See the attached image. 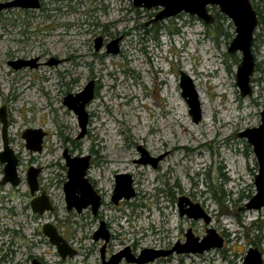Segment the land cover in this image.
Masks as SVG:
<instances>
[{"label":"rangeland","instance_id":"obj_1","mask_svg":"<svg viewBox=\"0 0 264 264\" xmlns=\"http://www.w3.org/2000/svg\"><path fill=\"white\" fill-rule=\"evenodd\" d=\"M7 1L12 0L0 3ZM250 3L263 23L254 32L255 70L246 97L235 83L241 54L227 52L234 27L215 7L211 25L181 13L155 29L144 24L161 8L134 9L132 0H42L37 11L0 13V108L7 112L9 147L22 179L17 189L0 188V247H12L4 264H27L30 256L44 264H100L103 241L92 237L101 222L109 234L106 259L125 248L135 256L144 249L167 250L183 243L188 229L199 240L213 229L223 239L221 249L172 254L148 264H242L257 241L264 261V208L243 209L256 193L258 166L252 147L237 136L260 125L264 108V0ZM99 35L106 41L124 35L119 53L102 50L94 56ZM34 58L63 63L17 71L8 65ZM180 71L200 92L198 124L181 98ZM90 80L96 82L95 97L86 106V135L77 139V118L63 99ZM26 129L47 133L40 153L26 150L21 138ZM1 142L0 123V148ZM138 148L150 158L161 157L155 169L134 162L141 158ZM64 150L71 157L90 156L86 178L101 197L95 216L89 208L80 214L66 210ZM29 167L41 169L36 195L48 196L52 212L31 211ZM117 174L130 176L135 196L114 205ZM156 189L163 191L159 199ZM181 197L198 204L209 223L180 217ZM47 223L76 256L61 260L42 234Z\"/></svg>","mask_w":264,"mask_h":264},{"label":"water","instance_id":"obj_2","mask_svg":"<svg viewBox=\"0 0 264 264\" xmlns=\"http://www.w3.org/2000/svg\"><path fill=\"white\" fill-rule=\"evenodd\" d=\"M69 1V0H62ZM37 0H14L9 3H0V11L5 8L19 7L23 9L37 8ZM132 5L136 9L161 8V11L155 16L152 22L169 19L181 13L194 16L206 25L213 23V18L208 12V8L215 7L220 15L227 18L234 27V37L232 38L227 52L233 54L240 52L241 60L236 70V86L241 97L250 96V78L255 70V61L251 52L254 39V32L258 26V17L253 9L250 0H132ZM101 38L95 40L94 49L99 51L101 48ZM117 40H113L106 46L107 54L117 53ZM35 60L32 61H14L9 65L15 69L25 67H34ZM60 61L52 59L49 65H56ZM93 82H88L84 89L76 94H68L63 99V105L71 111L77 118L79 134L77 139H82L86 135L88 125V113L86 106L94 98ZM179 87L181 98L188 107V114L194 124L202 120L200 100L195 90L191 78L180 71ZM1 140L2 149L0 150V164L3 165V178L1 185L10 184L17 187L20 184V178L17 173L18 158L13 153L7 141V119L4 108H0ZM46 134L41 129H26L22 132L21 138L25 141V148L31 153H40L42 151V142ZM241 139H246L247 144L252 147L255 156L258 172L254 177V186L256 193L245 204L244 210H259L264 208V108L260 112V125L256 128L246 129L237 135ZM146 152L141 151V159L138 161L144 165L156 167L161 157L147 158ZM62 157L64 166L67 169V181L63 186L66 210H74L80 214L83 210L90 208L92 215H96L100 208V196L95 192L86 178V172L89 168V156L71 157L67 150H64ZM40 169L29 167L26 173V183L29 193L33 197L30 201V209L34 214L43 215L46 212H52L53 206L48 196L43 192L36 195L39 190L38 175ZM134 197L132 182L129 175L118 174L115 176V187L112 194V202L118 204L121 200H130ZM190 208L185 209L184 204ZM179 216H186L191 220L203 219L205 224L209 223L198 204L188 202L185 197L178 199ZM42 234L48 239V242L55 247L57 255L61 260L72 258L77 255L76 250L71 248L64 238L58 233L57 229L47 223L42 226ZM93 240L103 241L100 250L101 264H120L124 261L127 264H148L159 258H165L172 254H203L212 249H221L223 240L213 229L206 230V236L201 240L193 235L190 229L184 234L185 241L177 242L169 250L144 249L138 255L130 253L129 248H125L108 259L104 257L105 244L109 240L106 226L103 222L99 224L98 229L93 234ZM31 264H39L34 259ZM242 264H262L260 253L257 248H250L246 252Z\"/></svg>","mask_w":264,"mask_h":264},{"label":"flooded vegetation","instance_id":"obj_3","mask_svg":"<svg viewBox=\"0 0 264 264\" xmlns=\"http://www.w3.org/2000/svg\"><path fill=\"white\" fill-rule=\"evenodd\" d=\"M12 1H14V0H12ZM12 1H7V2H4L3 4H5V3H9V2H12ZM38 2H37V8H34V9H23V8H19V7H11V8H5V9H3V10H1L0 11V13H3V12H5V11H7V10H10V9H21V10H29V11H37V10H39L40 8H41V4H42V0H37ZM57 1H61V2H67V1H62V0H57ZM133 6V5H132ZM134 8V7H133ZM211 8H213V7H211ZM211 8H208V12L210 13V15L212 16V18H213V23H214V16L211 14ZM134 9H136V8H134ZM140 9H144L145 11H150L151 9H145V8H140ZM152 9H154V8H152ZM161 10H159L154 16H153V18L151 19V20H149V22H146L145 24H144V26L146 27V26H152L154 29H155V27H158L157 26V24L159 23V22H161V21H163V20H160V21H156V22H152L153 21V19L155 18V16L160 12ZM212 23V24H213ZM152 28V29H153ZM152 31V30H151ZM147 32V33H146ZM145 33L146 34H148V30H146L145 31ZM101 38L102 40H101V48H100V50L99 51H96L95 49H94V46H95V40L97 39V38ZM123 37H124V35H120V36H118V37H115V38H113L112 40H110V41H106L105 40V38L103 37V36H101V35H99V36H97V37H95L94 38V40H93V51H94V53H93V55L95 56V53H100L102 50H104L105 51V54L106 55H111V54H107L106 53V46H107V44L108 43H110L111 41H113V40H117V39H119V41L117 42V53L116 54H112V55H117L118 53H119V51H120V43H121V41H122V39H123ZM52 59H54V58H50V59H48V60H46V61H44V62H41V61H39V58H34V59H18V60H16V61H32V60H35V63H34V67H32V68H38V67H40L41 65H46V66H50V67H55V66H58V65H60V64H62L63 62L62 61H60V60H57V59H54V60H56V61H60V63H58V64H56V65H49V62L52 60ZM9 63L10 62H8V65H9ZM10 66V65H9ZM11 67V66H10ZM12 68V67H11ZM25 68H27V67H25ZM30 68V67H29ZM13 69V68H12ZM23 69V68H22ZM13 70H15V69H13ZM19 70V69H18ZM15 71H17V70H15ZM180 73V72H179ZM89 82H93V89H94V97H95V92H96V82L94 81V80H90ZM88 83V82H87ZM87 83L85 84V86L87 85ZM84 86V87H85ZM84 87L81 89V91L84 89ZM80 92V91H79ZM78 93V92H77ZM76 94V93H75ZM68 95V94H67ZM66 95V96H67ZM93 100H94V98H93ZM92 100V101H93ZM2 108V107H1ZM4 108V111H5V116H6V119H7V125H8V118H7V112H6V109H5V107H3ZM87 112V111H86ZM88 120H89V114H88ZM46 135H47V133L46 132H44ZM7 135H8V128H7ZM7 137V141H8V145H9V140H8V136H6ZM46 137V136H45ZM2 141V140H1ZM2 143V142H1ZM43 143V142H42ZM0 149H2V148H0ZM138 150H139V152H140V154H141V151H142V149H140V148H138ZM144 151V150H143ZM145 152V151H144ZM90 157V156H89ZM145 157H147V158H150L149 156H148V154L146 153V156ZM141 159V158H140ZM139 159V160H140ZM139 160H137V161H134L135 163H137V164H142V163H140V162H138ZM159 162V161H158ZM18 164H19V160H18ZM1 165V164H0ZM142 165H144V164H142ZM147 165H149V164H147ZM157 165H158V163H157ZM157 165H156V167H157ZM151 166V165H150ZM1 167H2V177H1V179H0V181L2 180V178H3V165H1ZM89 167H90V160H89ZM152 167V166H151ZM155 167V168H156ZM17 168H18V166H17ZM153 168V167H152ZM154 168V169H155ZM38 169H40V168H38ZM89 169V168H88ZM88 171V170H87ZM17 173H18V171H17ZM40 173H41V169H40ZM86 174H87V172H86ZM40 175V174H39ZM39 175H38V177H39ZM118 175V174H117ZM19 176V175H18ZM19 178H20V176H19ZM88 180V179H87ZM20 184L22 183V179L20 178ZM25 181H26V177H25ZM89 182V181H88ZM90 183V182H89ZM19 184V185H20ZM91 184V183H90ZM18 185V186H19ZM38 185H39V183H38ZM5 186H9L10 188H15V189H17V187H12L10 184H4V185H1L0 184V188H3V187H5ZM92 186V185H91ZM93 187V186H92ZM29 189V188H28ZM94 189V188H93ZM95 190V189H94ZM96 192V191H95ZM30 194V193H29ZM155 197H156V199H159V197L160 196H162L163 195V191L162 190H158V189H156V191H154V194H153ZM29 196H31V195H29ZM134 196H135V193H134ZM32 197V196H31ZM33 198V197H32ZM32 198H31V200H32ZM187 199V198H186ZM188 200V199H187ZM122 201V200H121ZM120 202V201H119ZM118 202V203H119ZM188 202H190L189 200H188ZM191 203V202H190ZM52 204V203H51ZM114 204V203H113ZM114 205H117V204H114ZM189 206L188 204H184V207L185 206ZM53 206V205H52ZM100 206H101V197H100ZM189 208H190V206H189ZM54 209V208H53ZM90 209V208H89ZM185 209H188V208H185ZM86 210V209H85ZM260 210V209H259ZM179 211V210H178ZM264 223V222H263ZM263 226H264V224H263ZM255 227H260V225H258V224H255ZM109 235V234H108ZM223 240V239H222ZM259 241H260V239H259ZM178 242H180V241H178ZM108 243V242H107ZM107 243L105 244V249H104V254H105V250H106V246H107ZM177 243V242H176ZM175 243V244H176ZM181 243V242H180ZM104 244V243H103ZM174 246V245H173ZM172 246V247H173ZM222 246H223V244H222ZM8 247L9 246H7V249H8ZM171 247V248H172ZM170 248V249H171ZM250 248H257V250L259 251V253H260V257H261V261H262V264H264V261H263V259H262V256H263V250H262V247H261V245L260 244H258V241L257 242H255L254 244H253V246H250L248 249H250ZM74 249V248H73ZM248 249H247V251H248ZM75 250V249H74ZM167 250H169V249H167ZM164 251H166V250H164ZM246 251V252H247ZM0 252L2 253V255L0 256V264H4V260H5V258L7 257V254L8 253H11L12 252V247L8 250V251H6V250H4L3 249V247H0ZM76 252H77V250H76ZM207 252V251H206ZM174 255V254H173ZM185 256H188V255H201V254H184ZM245 255H246V253H245ZM170 256H172V255H170ZM245 257V256H244ZM34 259H36L38 262H39V264H44L43 263V261L41 260V259H37V258H34V257H29L28 258V260H29V262L27 263V264H31L32 263V261L34 260ZM106 259V258H105ZM160 259V258H159ZM244 259V258H243ZM243 259H242V262H243ZM101 264V263H100Z\"/></svg>","mask_w":264,"mask_h":264},{"label":"trees","instance_id":"obj_4","mask_svg":"<svg viewBox=\"0 0 264 264\" xmlns=\"http://www.w3.org/2000/svg\"><path fill=\"white\" fill-rule=\"evenodd\" d=\"M219 16V15H218ZM257 17H258V25L259 24H262L263 22H262V19H261V17L260 16H258V13H257Z\"/></svg>","mask_w":264,"mask_h":264},{"label":"bare ground","instance_id":"obj_5","mask_svg":"<svg viewBox=\"0 0 264 264\" xmlns=\"http://www.w3.org/2000/svg\"><path fill=\"white\" fill-rule=\"evenodd\" d=\"M195 84V83H194ZM196 90V92H197V94H198V98H199V100H200V102L202 101V98H201V96H200V92L197 90V89H195Z\"/></svg>","mask_w":264,"mask_h":264}]
</instances>
